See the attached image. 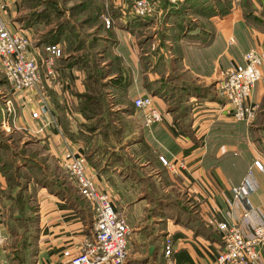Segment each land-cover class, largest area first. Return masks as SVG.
<instances>
[{
    "label": "crops",
    "instance_id": "crops-1",
    "mask_svg": "<svg viewBox=\"0 0 264 264\" xmlns=\"http://www.w3.org/2000/svg\"><path fill=\"white\" fill-rule=\"evenodd\" d=\"M4 1L9 5L8 16L14 17L16 13L11 8L13 5L19 8L21 1ZM254 12L262 22L248 19L244 5L242 7L238 0H232L229 13L209 18L214 30L210 43L203 46L176 38L172 42L179 48L178 54H154L158 44L152 36L146 41V54L151 52L150 64L146 68L142 67V49L135 33L114 25L116 41L108 49L107 58L100 56L101 66L115 59L125 70L126 82L122 86L109 81L116 74L107 72L97 79L80 61H72L64 52L56 60L54 74L44 76L49 108L59 127L73 132L97 120L96 128H91L90 143L102 151L112 149L117 152L114 165L103 160L94 167L87 162L86 170L97 189L107 193L113 207L127 219L131 252L126 264H155L156 260L152 263L140 260L154 250H149L152 246L151 230L145 229L157 226L158 220H165V229L161 233L165 232L173 241L172 264H209L223 245L222 239L209 238V233L213 237L220 236L215 223L221 212L227 209L231 187L242 181L254 160H260L264 167V63L261 67L263 77L255 83L249 97V101L258 103L260 108L250 123L233 119L217 89L222 73L242 62L243 52L248 49L264 51V10L261 6ZM14 24L8 23L11 30L29 35L31 26L17 27ZM147 29L153 32L157 28L153 23ZM40 43L45 45L44 42L36 45L41 47ZM167 43L170 44L169 40ZM54 44L61 46L59 42ZM157 57L163 62L159 70L153 68ZM182 84H212L214 94H187L183 103L188 106V112L179 123L174 119L175 112L169 108L170 98H163L158 92L162 93L164 87ZM156 86L158 89L153 91L151 87ZM139 95L151 96L154 106L162 114L161 121L145 126L142 112L132 105L133 99ZM3 96L13 101L20 130L27 140L25 144H35L41 167L63 182L58 190L63 196L50 193L43 187L35 189L40 206L36 264H62L64 249L74 250L84 239L91 237L93 205L78 196L75 187L74 192L70 189L74 181L71 184L70 180L60 178V173L65 171L61 166L64 143L55 127L49 126L42 134L34 133L40 123L30 116L37 106L36 98L35 102L29 103L31 95L12 87ZM91 98L92 103L89 102ZM110 114L115 117L111 122ZM72 144L81 148L77 141ZM161 156L167 160L166 165L160 164L158 157ZM255 178L258 188L250 195L249 201L264 210L263 173L255 171ZM12 194L0 170V226L7 236V222L12 205L16 204ZM161 196L166 203L182 201L192 206L193 211L187 212L185 220L175 218L177 214L173 212H157L154 205ZM78 198L81 204L74 200ZM196 223H201L202 229L192 226ZM161 233L157 234L160 237L157 257L150 254V259L159 258L164 239ZM7 253L5 245L0 248V264L10 263ZM260 254V264H264V245Z\"/></svg>",
    "mask_w": 264,
    "mask_h": 264
},
{
    "label": "built area",
    "instance_id": "built-area-1",
    "mask_svg": "<svg viewBox=\"0 0 264 264\" xmlns=\"http://www.w3.org/2000/svg\"><path fill=\"white\" fill-rule=\"evenodd\" d=\"M175 2L176 0H171ZM133 14L144 17L158 12L151 0H131ZM6 2L0 1V72L10 86L22 93L36 98L37 106L30 113L32 119L39 120V126L33 131L37 134L54 126L63 137L61 166L76 184L82 197L93 205L94 222L90 238L84 239L74 250L62 251V264H126L128 257L129 226L125 215L117 211L105 192H100L86 170V158L81 148H76L59 127L51 112L47 99L44 76H52L56 60L62 56L58 44H45L34 47L28 35L9 28L2 17ZM107 27L110 21L105 19ZM264 63V51L248 49L242 54V62L233 65L222 73L217 89L223 97L233 119L250 123L259 110V104L250 102L249 97L255 83L262 79L261 67ZM134 106L143 114L145 126L159 122L162 114L154 106L149 95H139L133 99ZM14 107L10 98L5 99L2 126L7 131L9 117ZM163 164L167 160L161 156ZM255 171L263 173L260 160H254L247 168L242 181L231 187V198L225 211H222L215 225L223 241L222 249L209 264H260L261 247L264 245V210L250 203L249 197L258 188ZM8 237L0 226V248ZM164 257L172 264L173 241L167 237L164 245Z\"/></svg>",
    "mask_w": 264,
    "mask_h": 264
},
{
    "label": "rangeland",
    "instance_id": "rangeland-1",
    "mask_svg": "<svg viewBox=\"0 0 264 264\" xmlns=\"http://www.w3.org/2000/svg\"><path fill=\"white\" fill-rule=\"evenodd\" d=\"M1 2H6L4 0H0ZM21 4L17 6L13 5L12 10L15 11V16H8V7L9 5L6 3V8L2 12L3 19L8 23L16 25L17 27H30L28 37L30 38L32 45L34 47H38L36 44L42 42L48 34L53 37L55 34L60 37L59 43L61 44L62 53L64 52L65 56L71 57L74 60L83 61L87 64H91L93 60H98L96 55L99 52V48L103 44V37H106V34L100 28L99 23L103 21L105 23V19L110 21L109 27L114 26L113 21L116 19V16H125L126 13L133 14L131 7V0H20ZM155 6V9L159 12L157 18L155 17V13L151 16H144L145 19H153L154 24L156 26V30L152 32V29H146L144 27L141 28V32L138 31L137 34L140 37L149 36L147 34H151L156 38V42L158 44V52L161 53H174L178 54L179 49L176 44L169 40L171 52L167 51V47L162 45L163 37L160 36V27L163 23L164 16V7L163 0H151ZM239 4H245L246 0H238ZM254 10H259L262 6L264 0H250ZM58 10V11H56ZM17 11V12H16ZM157 14V13H156ZM184 15V14H183ZM6 17V18H5ZM186 17V16H184ZM196 18L195 21H190V25L192 23L201 22V18L197 16H193ZM184 22H186V18H182ZM105 27H107L105 23ZM108 28V27H107ZM143 30V31H142ZM136 37V35H135ZM151 37V36H150ZM92 44H95L97 47H93ZM42 45V43H40ZM152 45V43H151ZM156 46L155 43H153ZM152 47V46H149ZM147 48V46H146ZM100 56L106 57L105 52L100 50ZM100 57V58H102ZM163 65L162 60H157V65L155 68L159 70ZM5 86L0 87V93L3 92ZM5 95V94H3ZM1 96V95H0ZM5 97V96H4ZM7 99V98H6ZM35 100V99H34ZM32 100V101H34ZM28 101L29 103L33 102ZM35 102V101H34ZM13 103V101H12ZM14 107V103H13ZM260 109V108H259ZM3 110H5V98L3 100V105L0 103V139L2 143L8 148V150L1 148L0 154L1 157L4 158V164L11 159L12 153L10 150H14L16 152H25L29 153L33 156V161L31 167L26 168L22 173L24 177H33L41 176L40 165L41 158L38 156L37 148L35 144H25L26 137L24 136L23 130H20L19 120L16 117V110H13V113L9 117L10 124L15 123V126L11 127L12 130L7 132L2 126V117ZM64 129V128H63ZM62 129V130H63ZM78 130V129H76ZM3 131V132H2ZM13 132L12 135L11 132ZM23 133V134H22ZM79 136L76 139L79 144H81V151L84 152L85 147H88L90 142H88L86 133H79ZM10 137V138H9ZM67 137V136H66ZM9 138V139H8ZM68 139V138H67ZM24 141V143H21ZM31 143V142H30ZM36 149V150H33ZM6 152H5V151ZM15 153V152H14ZM87 161V160H86ZM44 169V168H42ZM65 170V169H64ZM21 173V172H20ZM61 179H68L67 181L73 180L67 173H60ZM19 176L24 182V177ZM47 178L55 179L53 175L47 176ZM18 179V178H17ZM19 180V179H18ZM74 184V183H73ZM70 185L71 190L74 192V187L76 188V192L78 196L81 195L78 191L77 186ZM43 187L46 191L50 192L48 188L44 187L41 184H35L31 186L30 190L25 191V196L22 198V202L27 203L28 198H32L26 206H23L21 210V205L18 207V204L12 205L10 220L7 222L6 232L8 234V239L5 244V247L8 249L7 257L9 258V264H36L37 252H38V239H39V208L38 199L36 198V190L37 188ZM58 190V189H57ZM51 193V192H50ZM63 194V193H62ZM65 195V194H64ZM82 197V196H81ZM34 210H37L34 212ZM15 217H19V219H15ZM158 225L154 227H147L145 231L151 230V238H152V246L155 251H157L156 244L160 248V243L153 241V238L157 236V234L161 233L162 230L165 229V220H158ZM129 226V224H128ZM130 228V227H129ZM2 229V228H1ZM130 230V229H129ZM3 231V230H2ZM162 237L164 238L161 244V250L163 251L165 240L167 235L165 232H162ZM129 237V234L128 236ZM160 238L158 239V241ZM128 253L131 252V247L128 239ZM146 256H148L146 254ZM155 257V256H154ZM165 258V257H164ZM141 260H147V257H144ZM156 260L155 264H164L167 263L160 258H151L148 262L152 263ZM163 262V263H162ZM131 264V263H129Z\"/></svg>",
    "mask_w": 264,
    "mask_h": 264
},
{
    "label": "trees",
    "instance_id": "trees-1",
    "mask_svg": "<svg viewBox=\"0 0 264 264\" xmlns=\"http://www.w3.org/2000/svg\"><path fill=\"white\" fill-rule=\"evenodd\" d=\"M250 2H251L250 0H246L244 4V11H245L246 17L257 23L259 21L262 22V19L254 12V8ZM163 7H164V10H163L164 16H163L162 26L160 27L161 29L160 36L164 38L162 41V45L167 47L168 52H171V47H170L171 45L167 43V40L174 41L176 38H180V37L185 40L197 42L198 44L203 45V46L209 44L214 34L213 32L214 30L211 27L209 18L212 16L222 17L226 15L227 13H229L232 8V0H176L175 2H172L171 0H163ZM263 10H264V2L262 3V11ZM193 16H197L198 18H201V22L198 21L197 23H192L193 25H190V21L192 22L196 20V18H194ZM115 17L116 19L113 21V25L117 27L129 29L130 32L135 33L136 39L139 40V46L142 49V56H141L142 67L143 68L149 67L151 52H150V55L149 53L146 54L145 49H148V47L146 48V41L152 37V33L147 34L149 35L148 37L147 36L140 37L138 36L137 32L140 31L142 27L147 29V27H149L150 25L154 23V20L145 19L143 17L136 16L130 13L129 14L126 13L125 16L115 15ZM182 18H186L187 19L186 22H184ZM99 26L103 30V32L106 34V37L102 38L103 44L100 47H98L99 48L98 50L99 52L100 50L102 52H105L106 57L104 56V58H107L108 57L107 51L112 45H114L116 41L115 40L116 37L114 35L113 26L107 28L105 27V23L103 21H100ZM156 32L158 33V30L155 31V34ZM59 40H60V37L57 36L56 34L53 37H51L50 34H48V36H46L42 42H44L45 44L46 43L54 44V43L59 42ZM92 46L97 47L95 44H92ZM99 52L96 55L98 59L97 61L93 60L91 64H87L83 61H80L82 66L87 70L88 73H90V75L95 76L97 79L104 76L107 72L113 75L116 74V76L109 79V81L112 83L116 81L115 82L116 85L122 86V84L126 82V79H125L126 77H124L125 70L119 66L118 62H115L116 61L115 59L110 60L109 62H106L107 64L106 66H101L102 58H100ZM153 52L154 54L158 55L159 54L158 47H156V49ZM158 59L162 60L161 57H157V60ZM72 61H74V58ZM156 65H157V62H156ZM153 68H155V65L153 66ZM1 86H5V88L3 89L4 91L0 93L1 95L0 103H2L5 98L3 94H6L9 88H11L10 84L7 82L4 75L0 72V87ZM157 87L158 86L151 87V88L153 91L154 90L156 91L158 89ZM162 90L163 92L162 93L158 92V94L162 95L163 98H166V99L170 98L171 103H170L169 108L172 109V112H175L174 119L178 120L179 123L182 121V117L186 116L188 112V106L183 103V99L187 94H198L200 96H212L211 94H214L212 84H210L209 86H202V85H196V84H182L176 87H164ZM94 97L96 98V96ZM92 99L93 98H91L89 102L92 103V101H94ZM132 105L133 107H135L133 101H132ZM114 118L115 117L113 115L111 114L109 115L110 122ZM97 125H98V122L97 120H95L93 123L89 125L80 126L78 130L76 131L71 132L69 131V129H64V131L63 130L62 131L64 135H66L71 140L70 141L71 143H73V141H76V139L79 138V136L77 135L78 131L79 133H82V132L86 133L88 142H90V137H91L90 132H92L91 128L95 129ZM13 132L15 131H12L10 135H12ZM1 148L8 150V148H6V146L4 145V143H2V140L0 139V150ZM33 150H36V149H33ZM10 151L12 152L10 153L12 158L8 159V161L5 164H4L5 162L4 158L1 157V154H0V170L2 174L4 175L8 186L12 189V193H13L12 196L14 197V202L18 204V207H20L21 205V210L23 209L22 207L26 206L28 202L32 199V198H28V200L26 201L27 203H24L22 202L21 197L24 198L27 187L30 185H33V182L35 184L43 185L44 187L48 188L50 192L63 196V194L60 193L61 191H58L59 189H61V185L63 184V182L59 179L57 180L58 178L57 176H54L55 179H51V180L47 178L46 175L50 176V174L47 171H45V169H42L41 165H40L41 170H39V172H41L40 174H42L41 176L34 175L31 178L27 176L26 177L22 176L23 174L22 172L26 168L32 166L29 163H31L34 160L33 156L25 152L24 153L19 152L18 154V152L14 150L13 151L10 150ZM84 155L87 160L86 164L88 162L90 165H93L94 167L99 166L100 163L103 162V160H105L108 165L109 164L114 165V163L117 162V158H118L117 152L115 150L111 149V151L109 150L102 151L99 147L97 149L95 145L91 143L84 150ZM159 162L160 164L163 165L160 159H159ZM19 176L24 177L23 178L24 182ZM163 197L164 196H161V198L157 199V203L154 205V209L157 212H162L163 210H165L164 212L169 213V214L173 212L174 214L175 213L177 214L175 215V218L182 217V219L185 220L184 218L186 217V215H188L187 212L193 211L192 206H187L182 201L178 200V202L173 203V204L171 202L166 203ZM74 200L80 204L82 203L80 198L74 199ZM35 211L37 210H34V212ZM15 219L17 220L19 219V217H15ZM91 224L92 223L90 222L89 226H91ZM192 226H194L195 229L196 228L202 229L201 223L192 224ZM215 231L217 233V230ZM218 235L219 234H217L216 237H213L212 233H209V238H218V239L220 238L221 239V237ZM159 238L160 237L157 235L156 237L153 238V241H155L156 243ZM222 244H223V241H222ZM156 248H157V251H155L154 249L152 254L148 253L147 260H140V262H143V263L148 262L150 260V256L157 257L156 254L159 251V246L157 244H156ZM159 258L165 261L164 251L161 250L159 254ZM164 264H167V263L164 262Z\"/></svg>",
    "mask_w": 264,
    "mask_h": 264
},
{
    "label": "water",
    "instance_id": "water-1",
    "mask_svg": "<svg viewBox=\"0 0 264 264\" xmlns=\"http://www.w3.org/2000/svg\"><path fill=\"white\" fill-rule=\"evenodd\" d=\"M153 249H154V247H153V246H151L149 250H150V251H152Z\"/></svg>",
    "mask_w": 264,
    "mask_h": 264
}]
</instances>
